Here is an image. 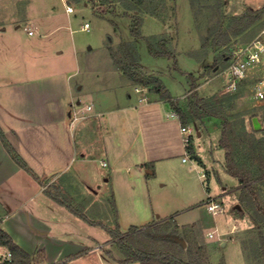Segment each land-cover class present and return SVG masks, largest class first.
I'll list each match as a JSON object with an SVG mask.
<instances>
[{"label": "crops", "instance_id": "0c3cea01", "mask_svg": "<svg viewBox=\"0 0 264 264\" xmlns=\"http://www.w3.org/2000/svg\"><path fill=\"white\" fill-rule=\"evenodd\" d=\"M110 4H120L124 14L129 15L131 25L133 11H126L118 1ZM33 5L31 1L25 20L30 26L25 25L23 28L30 36L37 32V26L42 28L31 15ZM42 8L47 16L55 14L50 3L44 2ZM65 12L68 15L74 9L73 12H67L65 7ZM141 15L142 19L144 15H149L164 23L155 15L146 12ZM131 38L132 42L118 41L115 51H120L123 43H134L135 38ZM148 38H154V41L166 38L168 48L173 42L172 36L165 32ZM111 49V45L106 46L112 55L114 52ZM60 53L56 55L60 62L55 64L24 62L19 56L21 62L0 66V128L16 152L42 180V183L39 182L20 168L0 141V228L22 250L38 257L39 262L33 264H81V258L93 254L99 261V248L114 243L111 236L99 242L97 229L109 225L88 215L91 212L96 216L105 201H109L112 207L114 224L111 226L120 227L119 231L123 234L131 227L143 229L146 226H165L167 222L169 226H175L176 230L201 226L190 222L179 225L169 212L176 208L192 210L200 202L207 201L210 198L207 185L204 188L206 198L202 201L184 194L176 197L177 200L170 199L165 205L151 195L148 177L158 166H166L181 156L183 163L193 160L190 170L197 171L199 179H206L209 169L196 152L192 134L201 137L203 133L199 128H206L209 118L190 124L192 152L185 155L181 123L169 115L173 110L158 93L134 83L112 62L106 72L110 76L116 75L122 85L128 86L122 93L126 97L123 98L122 89L113 91L112 83L110 87L98 85L101 72L91 66L87 68L80 65L74 46L71 61H66ZM206 65H203V71ZM81 72L91 80H73ZM188 93L180 99H184ZM77 105H90L91 110L87 117L72 124L69 112ZM167 107H170V113ZM198 125L199 128H196ZM218 128L217 147L222 151L219 164L226 173L224 150L219 145L220 122ZM244 128L248 130L246 125ZM199 166L200 172L197 169ZM227 175L235 182L228 190L232 191L238 182ZM227 189L225 186L224 190ZM56 190L61 192L72 209L47 193H55ZM174 204L178 205L172 208ZM168 207L169 210L163 211ZM156 212L160 215L155 217ZM234 228L236 226L233 225L230 231ZM201 229L205 232L203 227ZM215 233L210 230L205 235L213 238ZM222 239L217 236L214 240L216 244L212 247H219L220 241L221 247H227L226 241ZM0 250L4 252L7 249L0 247ZM218 258V261L213 258L208 261L218 264L222 255ZM237 261V264L247 263L239 255ZM224 263L228 264L227 258Z\"/></svg>", "mask_w": 264, "mask_h": 264}, {"label": "rangeland", "instance_id": "374dc122", "mask_svg": "<svg viewBox=\"0 0 264 264\" xmlns=\"http://www.w3.org/2000/svg\"><path fill=\"white\" fill-rule=\"evenodd\" d=\"M31 1L34 3L31 15L38 24L42 25V28L37 26V32L30 36L23 28L25 25L30 26L25 20ZM164 1V7L160 8V3L157 2L159 6L156 9L157 17L164 23L144 15L141 26L142 38L134 39L138 73L158 77L170 95L177 99L190 91L189 74L193 75L198 85L197 94L200 97L220 96L224 101V107L228 109L227 114L231 122L240 129L239 133L243 132V123L248 128V130L244 128L245 141L250 146H259L264 153V101H257L252 97L249 83L242 84L237 92H228L224 78L218 75L219 71L226 66V62L219 60V55L229 54L230 48L251 40L264 28V0H193V3L191 0ZM44 2L50 3L54 15L47 16L45 12L43 13ZM154 2L156 4L155 0ZM109 3L102 0H0V66L22 60L55 64L60 62L56 58L57 52H61L60 55L66 61H71L74 46L78 51L80 65L87 68L91 66L90 68L101 72L98 85L110 87L112 83V90L122 89L120 91L122 94L128 86L122 85L116 75L110 76L106 70H109L112 62L114 65L118 41H133L129 31L130 17L124 14L120 4L113 6ZM66 4L74 9L73 13L66 14ZM217 7H221V13L217 11ZM219 19L224 23V28L232 39L225 47L212 48L205 54L201 50L202 36L206 34L210 26H215ZM239 21L240 24H238ZM85 22L89 25L88 31L82 29ZM245 23L250 25L245 28ZM164 32L173 38L171 46L169 45L167 49L173 52L174 59L155 56L148 50L145 39ZM107 45L112 46L111 52H114L112 55L106 50ZM28 53L32 55L26 56ZM19 56L22 60H19ZM204 64H207L205 71H203ZM98 71H96L97 74L100 73ZM88 77V75L87 78L84 77L81 72L73 80L90 81ZM128 90L130 92V89ZM122 96L126 98L123 94ZM169 108L167 107L168 113L171 112ZM254 116L261 123V130L252 129L251 120ZM221 120V117L209 118L206 128L201 129L199 125L196 126L203 133L201 137L192 134L196 152L203 158L209 169L206 179H199L198 172L190 170L191 165L194 164L193 160L183 163L179 156L166 166L155 168L148 180L153 198L165 205L170 199L177 200L176 197L184 194L191 195L194 200L202 201L206 198L204 188L207 185L208 197L220 201L224 212L216 216L207 213L204 203L206 200L192 210H182V208L170 210L169 214L174 216L179 225L190 222V224L196 223L201 226H187L181 230H176L175 226H162L163 237L160 243L154 246L160 250H171L183 259L187 258L186 247L190 246L196 254L201 249L200 252H203L207 259L213 258L218 261V257L222 255L221 260L224 261L227 258L228 264H237L239 255L242 260L247 261L246 264H262V261L259 262L252 257L249 242L250 238L257 239V233L262 225H256L248 212L234 208L237 203V192L228 190L235 182L219 164L222 151L218 149L217 142L220 134L218 122ZM194 128L195 126L192 127ZM197 169L200 172L201 166ZM225 186L228 187L227 190H224ZM262 190V196H264V187ZM104 203L103 207H99L102 209L95 214L96 216H93L91 212L88 213L90 217L109 225L97 229L99 234L96 237L99 242H104L111 236L106 228L115 227L111 226L114 224L112 207L109 201ZM177 205L174 204L172 208ZM167 210L169 207L164 208L163 211ZM157 214L160 215L156 212L155 217ZM233 225L236 229H232L231 232ZM201 227L205 229V232ZM210 230L216 232L213 238H207L205 235ZM217 236H221L228 246L221 247L220 241L219 247L216 245L214 249L212 246H215L214 240ZM247 253L250 255L248 256ZM93 255L83 257L79 262L81 264H127L122 261L125 254L115 243H107L99 248L98 257L101 260L98 261Z\"/></svg>", "mask_w": 264, "mask_h": 264}, {"label": "trees", "instance_id": "16d2710c", "mask_svg": "<svg viewBox=\"0 0 264 264\" xmlns=\"http://www.w3.org/2000/svg\"><path fill=\"white\" fill-rule=\"evenodd\" d=\"M102 1L107 3L118 1L126 11H133L131 14L132 19L130 25V34L135 39L142 38L141 14L146 12L157 16L158 13L156 9L159 6L157 2L160 3V8L164 7L165 5L164 0H155L156 4L154 0ZM191 2L193 3V0H191ZM219 3L222 5L221 1ZM220 8L221 7H217V11L219 13H221ZM238 24H240V21ZM249 25V23H245L244 27L246 28ZM231 39L229 38L227 29L224 28V23L219 19L218 23L215 26H210L207 29L206 34L202 36L201 50L203 53L207 54L212 48L216 49L218 47H225L231 41ZM145 40L147 42L148 50L151 54L155 56H166L173 59L175 58L173 52L167 49L168 47L166 45V38H161L157 41H153V39L150 38H146ZM120 51L122 53L116 52V56L114 57V64L117 69H120L123 74L134 83L148 87L150 91L158 93L160 98L166 101L170 105L171 109L178 115L181 125H188L195 121H201L205 118H222L220 121L221 136L219 139V145L224 150V168L226 173L234 177L238 182L237 186L232 190L237 192L236 204L240 207L238 210H244L248 212L256 225H262L257 233V239L254 240L253 238H250L249 242L251 245L250 251L252 257H254V259L258 260L259 262L262 261V264H264V196H262V189L264 187L263 150L259 146H250L245 141V130L243 129L242 134H240L241 132L239 133L240 129L231 122L227 114L228 109L224 107V101L220 98V96L211 95L209 97H200L197 94L196 90L198 85L195 83L196 80L193 75L189 74V77L191 78V88L187 96L182 100L173 98L159 78L150 75H141L138 73V58L134 43H123ZM226 57L227 54L222 53L219 55V60L221 62H225ZM221 112L223 114H221ZM0 141L12 160L20 168L27 171L33 178L42 183V180L31 170V168L25 163L22 157L9 143L1 128ZM187 149L189 152H192L191 144L187 147ZM47 193L52 196L53 199L61 201L71 208L69 202L64 199L59 190H56L55 193L51 191H47ZM164 225L169 226V223L167 222ZM103 227L105 228V226ZM161 227L162 226H146L143 229L131 227L124 234L119 231L118 226H115L112 229L106 228V230L111 235L114 243L125 254V257L122 260L125 263L211 264L203 255V252H200L201 249H199V253L196 254L193 248L190 246L186 247L188 256L186 259H183L178 254L172 253L171 250H160L159 248L155 247L154 245L159 244L162 239L161 237H163L161 234ZM167 239L166 241H168ZM0 247L7 249L11 254L10 261L2 260L0 264H33L39 262L38 257L35 258L33 255H30L22 250L1 228ZM40 256V258H42V254ZM58 264L68 263L61 262ZM218 264L225 263L223 260H221Z\"/></svg>", "mask_w": 264, "mask_h": 264}, {"label": "built area", "instance_id": "2783aa9c", "mask_svg": "<svg viewBox=\"0 0 264 264\" xmlns=\"http://www.w3.org/2000/svg\"><path fill=\"white\" fill-rule=\"evenodd\" d=\"M67 12H73V8L66 6ZM82 29L88 31V23L82 25ZM226 57V66L223 67L218 75L224 78L225 87L228 92H237L242 84H251L252 97L257 101H264V28L251 40L235 45L229 49ZM91 110L90 105L73 106L69 112L71 123H75L88 116ZM171 117L177 118L178 115L172 111ZM180 132L182 143L185 148V155H188L187 147L190 145L191 128L189 125H181ZM105 165V163H102ZM205 205L212 215L223 213L224 209L220 201L210 197ZM0 258L3 261H10L11 254L8 250H0Z\"/></svg>", "mask_w": 264, "mask_h": 264}, {"label": "water", "instance_id": "95a60500", "mask_svg": "<svg viewBox=\"0 0 264 264\" xmlns=\"http://www.w3.org/2000/svg\"><path fill=\"white\" fill-rule=\"evenodd\" d=\"M215 69H216V68H215ZM251 122H252V126H253V129H254V130H259V129H261V123L258 121V119H257L256 116H254V117L252 118ZM234 208H236V209H240L239 205H237V204L234 206Z\"/></svg>", "mask_w": 264, "mask_h": 264}]
</instances>
